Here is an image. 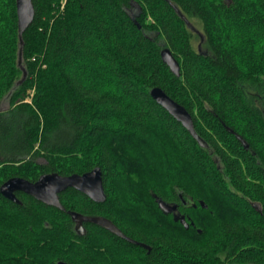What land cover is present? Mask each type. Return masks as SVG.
<instances>
[{"label":"trees","instance_id":"16d2710c","mask_svg":"<svg viewBox=\"0 0 264 264\" xmlns=\"http://www.w3.org/2000/svg\"><path fill=\"white\" fill-rule=\"evenodd\" d=\"M33 3L21 45L16 0H0V107L10 95L0 187L100 166L107 199L70 188L62 210L0 191V264H264V0ZM156 86L190 111L209 147L151 96ZM69 211L106 217L136 242L94 222L81 233Z\"/></svg>","mask_w":264,"mask_h":264},{"label":"water","instance_id":"95a60500","mask_svg":"<svg viewBox=\"0 0 264 264\" xmlns=\"http://www.w3.org/2000/svg\"><path fill=\"white\" fill-rule=\"evenodd\" d=\"M17 13H18V32L21 45H23V34L26 29L34 20L35 7L33 0H16ZM163 61L170 67L171 71L176 75H181V65L178 59L174 56L171 49L165 47L161 51ZM23 60V50L19 51V63ZM151 96L165 109H167L171 115H173L178 121H180L193 135L202 147H209V143L203 138L196 130L194 125V119L190 111L181 103L172 98L167 92L159 86L153 87L150 91ZM229 131L234 132L229 128ZM235 133V132H234ZM243 141L246 148H248L247 142L238 136ZM73 188L79 192H82L89 196L91 199L97 202H104L107 199L105 192L103 171L100 166L94 167L92 170L84 173H73L70 175H63L59 172H46L40 175L36 181H31L24 177L14 176L7 179L2 183L0 187L1 193L8 199L20 203L21 200L17 196V192L27 193L36 199L42 201L45 204L59 207L64 210L60 193ZM159 207L166 213L174 212L178 209L177 203L170 204L163 199L156 198ZM201 204L206 207L204 201ZM73 219H78L80 213L75 211H69ZM176 221L181 220L182 224L189 228L190 225H195L192 221L191 224L186 220L185 216L175 215ZM85 220L93 221L109 229L113 233L127 238L132 242H136L127 237L122 230H120L111 220L104 217H88L85 216ZM202 232V229H198ZM144 247L150 250V246L141 243ZM58 264H69L66 261L60 260Z\"/></svg>","mask_w":264,"mask_h":264},{"label":"flooded vegetation","instance_id":"af4514ba","mask_svg":"<svg viewBox=\"0 0 264 264\" xmlns=\"http://www.w3.org/2000/svg\"><path fill=\"white\" fill-rule=\"evenodd\" d=\"M189 201H191V200H189V199H188V200L183 199V202L185 203L186 207L190 206ZM194 206L197 207L198 205L195 203ZM169 214H170L173 218L175 217V215H178V216H180V217H181V216H185V217H186V220H187L190 224H191V222L193 221L191 215L187 214V211L184 210V209H182V207H180V206L178 207V209H177L176 211H174V212H170ZM85 216H86V215H82V214H80L78 219H73L75 229H76L77 231L81 232V233H83V232L85 231V229H84V224H85V222H93V221L85 220ZM88 217H96V218H97V217H101V216H88ZM104 218H106V217H104ZM178 221L181 222V220H178ZM94 223H95V222H94ZM181 223H182V222H181ZM191 225H192V224H191ZM193 226H194V225H193Z\"/></svg>","mask_w":264,"mask_h":264},{"label":"rangeland","instance_id":"374dc122","mask_svg":"<svg viewBox=\"0 0 264 264\" xmlns=\"http://www.w3.org/2000/svg\"><path fill=\"white\" fill-rule=\"evenodd\" d=\"M138 11H139V7H138V5L136 3H134L133 6L129 9V12L132 15H136L138 13ZM192 21L195 24V28H197V27L200 28V25H199V23L197 21H195V20H192ZM161 43L163 44V41H161ZM34 92H35V89L34 88L28 89L27 94H26V97H25L24 100L25 101H30L31 98L34 95ZM9 100H10V95H7L6 98L4 99L1 107H0L1 110H6L9 107V103H10ZM94 149L96 150V148H94ZM37 160L39 162H41V163H44L45 162V159L43 157H39Z\"/></svg>","mask_w":264,"mask_h":264},{"label":"built area","instance_id":"2783aa9c","mask_svg":"<svg viewBox=\"0 0 264 264\" xmlns=\"http://www.w3.org/2000/svg\"><path fill=\"white\" fill-rule=\"evenodd\" d=\"M31 101V100H30Z\"/></svg>","mask_w":264,"mask_h":264}]
</instances>
